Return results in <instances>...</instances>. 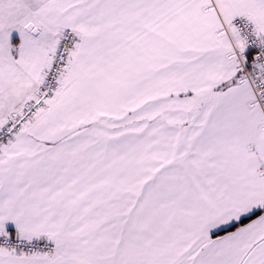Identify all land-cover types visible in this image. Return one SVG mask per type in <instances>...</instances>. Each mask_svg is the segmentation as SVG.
Here are the masks:
<instances>
[{
  "label": "snow or ice",
  "instance_id": "snow-or-ice-1",
  "mask_svg": "<svg viewBox=\"0 0 264 264\" xmlns=\"http://www.w3.org/2000/svg\"><path fill=\"white\" fill-rule=\"evenodd\" d=\"M0 264H264V0H0Z\"/></svg>",
  "mask_w": 264,
  "mask_h": 264
}]
</instances>
